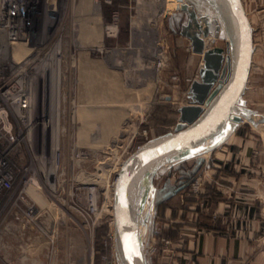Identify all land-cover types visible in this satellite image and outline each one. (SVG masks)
<instances>
[{"label": "rangeland", "instance_id": "1", "mask_svg": "<svg viewBox=\"0 0 264 264\" xmlns=\"http://www.w3.org/2000/svg\"><path fill=\"white\" fill-rule=\"evenodd\" d=\"M161 1L98 0L96 10L103 22L104 44L89 46L93 49L86 54L102 58L108 65L99 59L97 70L84 74L83 82L87 83L81 87V98L86 105L80 113L81 135L87 136V141L80 135V156L75 154L73 159L70 152L66 153V175L59 200L54 198L55 205L46 202L52 210L53 226L45 238L48 246L41 248L45 240L36 241L41 242L40 249L34 251L36 263L30 256L29 260L22 259L24 252L17 250L14 255L18 264L120 263L110 215V182L141 143L176 129L179 108L192 101L190 85L201 78L204 64L203 55L193 51L191 38L182 33V26L191 19L187 0H163L164 6L160 7ZM243 2L253 29L254 53L239 112L264 115V0ZM113 12L119 14L120 27L116 36L107 37L105 25ZM153 13H158L155 18ZM211 28L205 37L208 47H225L224 28L218 37L214 21ZM154 43H159L164 59L151 58ZM150 60L155 61L153 66L146 65ZM121 73L128 77L122 78ZM93 84L96 86L91 87ZM104 137L107 142L102 141ZM100 174L97 208L90 212L87 186L96 179L78 177ZM192 180L198 181L197 186ZM221 195L257 200L262 228L255 240L258 250H264V121H237L233 134L209 153L166 164L157 171L143 204L141 241L148 264H192L187 238L196 237L192 227L207 214L213 198ZM148 201H153L151 207ZM192 201L204 206L197 220L187 208ZM209 212L218 218L217 211Z\"/></svg>", "mask_w": 264, "mask_h": 264}, {"label": "built area", "instance_id": "2", "mask_svg": "<svg viewBox=\"0 0 264 264\" xmlns=\"http://www.w3.org/2000/svg\"><path fill=\"white\" fill-rule=\"evenodd\" d=\"M79 5L80 0H0V264H18L17 250L33 261L29 247L36 241L48 246L53 226L46 202L59 200L66 153L73 159L82 153L79 66L81 53L93 48L81 42ZM119 27L113 12L106 36H116ZM121 167L110 182L113 224ZM97 189L91 180L90 212L97 208Z\"/></svg>", "mask_w": 264, "mask_h": 264}, {"label": "water", "instance_id": "3", "mask_svg": "<svg viewBox=\"0 0 264 264\" xmlns=\"http://www.w3.org/2000/svg\"><path fill=\"white\" fill-rule=\"evenodd\" d=\"M214 1L221 16L214 20L215 37L224 28L226 46H206L212 22L207 15L198 16L193 4L187 5L191 19L182 26V33L191 38L193 51L204 59L201 78L190 85L192 101L179 108L175 130L144 141L122 164L114 192V245L121 264H148L140 235V209L143 193L157 171L209 140L229 120H242L234 109L246 91L251 72L253 29L243 0ZM252 116L257 122L264 121L262 113Z\"/></svg>", "mask_w": 264, "mask_h": 264}, {"label": "crops", "instance_id": "4", "mask_svg": "<svg viewBox=\"0 0 264 264\" xmlns=\"http://www.w3.org/2000/svg\"><path fill=\"white\" fill-rule=\"evenodd\" d=\"M230 197L221 195L208 204L209 210L218 212L217 219L208 209L199 219V210H204V206L194 201L188 205L192 219L200 222L192 227L196 237L187 238L192 264H264V250H258L255 240L262 228L257 200L237 195ZM151 202L148 201L150 207ZM251 255L253 260H249Z\"/></svg>", "mask_w": 264, "mask_h": 264}, {"label": "bare ground", "instance_id": "5", "mask_svg": "<svg viewBox=\"0 0 264 264\" xmlns=\"http://www.w3.org/2000/svg\"><path fill=\"white\" fill-rule=\"evenodd\" d=\"M187 3H188L187 5L193 4L195 6L198 16L207 15L209 17V21L210 22H213L215 20V18L221 19L219 10H218L214 0H187ZM163 6H164V1L162 0L160 7H163ZM157 14L158 13H156V14L153 13L152 17L155 18V16H157ZM77 18L81 22L80 38H81V41H82L83 45H85V46H100V47H102L103 44H104V42H103V22H102L101 15L96 10L95 1L94 0H80L79 9H78V12H77ZM221 25H222V20H221ZM207 40H206V46H208V44H207L208 41ZM157 44L158 45H155V43H154V45H153L154 46L153 47V52H152L153 56L151 58L162 57V59H164L165 58L164 55L160 52L161 47H160L159 43H157ZM112 52H113V50H112ZM99 59L102 60L106 65H108L106 63V61L103 60L102 58L91 57L88 54H86V52H82L81 53L80 66H79L80 67L79 68V90H80V102H79V104L80 105H79V110H78V115H79L80 121H81V117H82L81 116L82 114L80 113L81 112V107L83 105H86L85 104L86 102H83L82 98H81V89H82L81 87H82V85L87 83L86 81L83 82V79H86L84 74L96 71L97 70V63H98ZM154 63H155V61L150 60L149 63H147V64L144 63V64H146L147 66L148 65H152L153 66ZM158 64L159 65L163 64V61L159 62ZM141 68H143V67H141ZM148 69H150V68H148ZM155 69H156V67H155ZM155 69H154V71H155ZM145 71L147 72V70H145ZM120 76L122 78H124V79L128 77V75L125 77L124 73H121ZM130 77L131 76L129 74V78ZM89 82H91V83L93 82L91 77H90ZM148 84H149V82H148ZM95 86H96V84L91 85V87H95ZM119 90H120L119 94L123 93V88L119 89ZM149 91H150V89H149ZM119 94L115 98V100H117V101L119 100L118 99ZM147 99H149L148 95H147ZM111 100H113V99L111 98ZM241 102H242V98L240 99V101L235 106L234 113L239 115L242 118L243 121H245V120L255 121L253 116H252L253 113H255V112H253L251 114H248V113L247 114H241L239 112ZM113 121H114V119H113ZM236 123H237V121H235V120H229L226 123V125L216 135H214L213 137H211L209 140L205 141L204 143L194 147L190 151L182 154L181 156L177 157L176 159L172 160L170 163H178V162H180L182 160H185V159H187V158H189L191 156H195V155H199V154H203L204 155L206 153H209L214 146H216L219 143H221L222 141L226 140L227 138H229L233 134ZM258 123H262V122H258ZM81 127H82V125L80 124L79 137L81 135ZM82 136L84 138H81ZM81 137H80L81 140L84 139L83 140L84 142L87 141L86 140L87 136L81 135ZM103 140L105 142H107V139L105 137H104V139H102V141ZM94 144H95V146H98L97 143H93V145ZM167 164H169V163H167ZM101 176H102L101 174L97 175V176L85 175V176H81V177H78V178L79 179H81V178L83 179L84 178L85 180H87V179H89V180H91V179L98 180L99 177L101 178ZM103 180H101V181H103ZM150 187H151V185L147 186L145 192L143 193L142 199H141L140 235H141V231H142V219H143V213H144V205H143L144 204V198H145V195H146L147 191L150 189ZM151 204H153V201L151 202ZM114 216H115V208H114ZM114 223H115V220H114ZM39 243H41V242H39ZM39 243H37V242L33 243V245H31V247H29V250H32L34 252V251H37L38 249H40ZM33 261L36 263L38 261V258H34ZM118 262H120L119 257H118ZM119 264H121V263H119Z\"/></svg>", "mask_w": 264, "mask_h": 264}, {"label": "snow or ice", "instance_id": "6", "mask_svg": "<svg viewBox=\"0 0 264 264\" xmlns=\"http://www.w3.org/2000/svg\"><path fill=\"white\" fill-rule=\"evenodd\" d=\"M132 251H133V252H135V251H136V249H135V246H133V248H132Z\"/></svg>", "mask_w": 264, "mask_h": 264}]
</instances>
